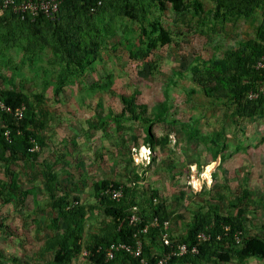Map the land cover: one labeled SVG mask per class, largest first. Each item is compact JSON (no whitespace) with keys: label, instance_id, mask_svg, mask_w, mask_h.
<instances>
[{"label":"rangeland","instance_id":"rangeland-1","mask_svg":"<svg viewBox=\"0 0 264 264\" xmlns=\"http://www.w3.org/2000/svg\"><path fill=\"white\" fill-rule=\"evenodd\" d=\"M202 1L205 10L215 5L212 0ZM193 9L186 11L184 21L170 5L163 11L157 4L149 11V21L117 18V31L110 34L109 44L126 37L122 47L115 51L109 50L111 46L106 48L93 68L70 78L60 91L56 86L61 65L50 45L32 44L28 50V40H24V48L15 46L4 52L0 88H18L43 98L38 111L45 114L42 135L47 143L28 162H12L8 169L0 164V179L8 182L6 195L0 199V224L14 233L9 236L4 232L0 237L5 264L30 261L42 241L53 235L51 225L57 212L50 206L47 177L43 175L47 171L56 176L59 196L67 190L81 203L96 206L95 182L111 179L130 187L135 174L146 171L149 162L137 189H156L160 199L167 201L174 236L185 234L194 214L212 206L245 219L247 235L264 236V115L241 118L229 105L207 100L192 82L190 71L197 60L222 57L242 40L256 37L262 14L259 11L252 18L224 21L212 15L200 27ZM154 21L176 41L159 42L156 47L150 46L151 38L144 37L141 42L142 27L150 31L149 22ZM109 76L110 86L91 90L95 81L104 84ZM192 89L195 92L190 93ZM167 98L172 108L165 121H154L159 104ZM134 111L140 118L128 120L135 118ZM123 112L121 123L110 118ZM149 126L159 138L169 135V142L156 150L149 151L147 146L143 154V138ZM192 127L201 132L189 139L187 132ZM217 132L228 148L213 160L214 144L209 142ZM140 154L148 160L140 163ZM105 219L102 208L92 210L83 223L84 240L89 233L99 231ZM2 231L5 227L0 228ZM70 264L94 263L81 254ZM246 264L264 261L251 258Z\"/></svg>","mask_w":264,"mask_h":264},{"label":"trees","instance_id":"trees-1","mask_svg":"<svg viewBox=\"0 0 264 264\" xmlns=\"http://www.w3.org/2000/svg\"><path fill=\"white\" fill-rule=\"evenodd\" d=\"M212 1L214 7L205 10L200 0H64L55 18L40 14L35 19L28 17L24 20L11 10H6L0 17V66L4 52L15 46L24 48V40H28V50L32 44L40 47L50 45L61 65L56 86L57 91H60L70 78H74L89 67L93 68V64L104 54L106 48L111 46L109 50L115 51L122 47L126 37L112 45L109 44L110 34L117 31V18H128L137 23L149 21L147 19L149 11L157 4L163 11L170 5L184 21L186 11L193 7V16H199L198 20L201 23L199 26L203 27L212 15L219 21L237 20L242 16L252 18L260 11L262 23L256 31V37L242 40L239 46L227 49L222 57L212 56L204 61L197 60L190 66V71L192 82L199 87L207 100L214 99L223 105H229L228 107L234 108L233 114L241 118L262 117L264 96L253 100L248 98V93L264 78V71L255 67L257 61L264 55V0ZM150 27V31L142 27L141 42L144 37L151 38L150 46L156 47L159 42L162 45L176 41L158 21L149 22ZM154 33H157L155 38L151 37ZM201 33H204V30L201 29ZM128 46L130 48L128 51L134 57L135 53L131 51L132 44ZM177 74L182 76V71H178ZM111 76L104 84L101 83L102 80L95 81L91 85V90L97 92L110 86ZM191 92H195V89ZM42 101L40 95L32 97L18 88H0V102L13 109L22 104L26 105L23 119L17 121L0 110V164L4 163L7 169L12 162H28L31 158H36L38 152L31 150L35 143L42 148L47 146L42 135L46 127L45 114L44 111H38ZM171 108L172 105L167 98L159 104L154 121H165ZM134 116L135 118L129 117L128 120L136 121L140 118L135 111ZM110 118L121 123L124 112L112 114ZM3 126L11 130V141L4 136L6 128ZM152 128L149 126L145 131L143 144L153 150L159 146L167 147L169 135L159 138ZM200 132V129L192 127L187 132V137L197 138ZM221 136V133L217 132L210 139L209 143L214 144L213 160H216L221 150L228 148L227 142L221 141ZM204 140L206 141L205 138ZM148 167L149 165L145 168L146 171L135 174V181L130 187L111 179L95 182L94 194L99 203L96 206L81 203L79 197L72 198L67 190L59 196L55 183L56 176L49 171L44 172L43 175L47 177L50 206L57 212V217L51 225L53 235L42 241L33 252L31 260L25 264H70L84 250L90 252L88 258L94 264H141L139 259L124 251L116 252L115 257L110 260L106 254L113 243H132L134 233L147 224L150 225V229L141 237L144 240V255L150 264L184 243L190 247L198 245L199 253L173 256L169 264H220L231 261L246 264L251 258L264 261V236L247 235L245 219L234 213H224L216 206L195 213L185 234L174 236L169 230L172 247L165 245L162 239L165 232L162 223L165 220L171 221L167 201L160 199L159 191L156 189H137V183L145 179ZM7 187L8 182L0 179V199L6 195ZM120 188L123 190L120 200H114L107 192ZM155 199L158 200L157 203ZM134 207H138L136 212L141 217L137 225L130 224ZM95 208H102L106 219L99 231L89 233L84 240V220ZM156 217L161 226L151 224ZM4 227L5 231L0 233V237L4 232H8L9 236L14 235L10 232L9 226L1 223L0 228ZM200 233L209 234L210 239L198 244L197 236ZM5 257L0 247V264H5L3 261Z\"/></svg>","mask_w":264,"mask_h":264},{"label":"built area","instance_id":"built-area-1","mask_svg":"<svg viewBox=\"0 0 264 264\" xmlns=\"http://www.w3.org/2000/svg\"><path fill=\"white\" fill-rule=\"evenodd\" d=\"M63 1L64 0H27L19 3L18 0H1L0 11L11 10L15 14L19 15L23 20L28 17L35 19L40 14H44L48 18H55L59 13V9ZM255 67L258 70L264 71V55L257 61ZM263 96H264V78L258 82L255 89L251 90L248 93V98L253 100L259 99L260 97ZM0 110L2 112L8 113L9 117L11 118L13 117L15 121H17L23 119L26 110V105L22 104L21 106L13 109L5 105L3 102H0ZM4 128H6V126ZM4 136L8 141H11V130L6 128L4 131ZM41 149L42 147L38 143H35L34 146L31 148L32 151H37V152L41 151ZM135 154L136 153H134V155ZM143 156L144 155L138 156V158L140 159V163L141 162L144 163V160H148V159H143ZM148 156H150V153L148 154ZM147 164L150 165L149 162H147ZM107 192L108 194L112 195V198L114 200H120L123 196L122 188L110 189ZM157 202L158 200L155 199V203ZM137 210L138 207L133 208L132 210L133 213L130 218V224L137 225L141 221V217L139 216L138 212H136ZM151 224L161 226L158 217L154 218ZM162 225L165 230V232H163L162 235L163 242L165 245L172 247L171 239L169 237L171 221L165 220L163 221ZM149 229H150L149 224H147L143 228H139L134 233V241L132 243L121 242L118 244L117 243L111 244L106 254L107 259L108 260L113 259L116 255V252L124 251L128 253L130 256L140 259L141 264H149L148 259L144 255V240L141 237L142 234L148 233ZM208 238L209 236L205 233L198 234L197 236L198 244L201 243L202 241L207 240ZM238 240L240 239L238 238ZM198 252H199L198 245L190 247L188 244L185 243L180 244L178 245L177 249H172L163 257L155 260L153 264H169L173 256L176 255L183 256L188 253L194 254ZM84 254L85 256H88L90 252H88V250H84Z\"/></svg>","mask_w":264,"mask_h":264},{"label":"clouds","instance_id":"clouds-1","mask_svg":"<svg viewBox=\"0 0 264 264\" xmlns=\"http://www.w3.org/2000/svg\"><path fill=\"white\" fill-rule=\"evenodd\" d=\"M24 105H25V104H24ZM3 127H5V126H3ZM144 147H147V146H144ZM148 147H149L148 150L150 151V148H151V147H150V146H148ZM35 152H37V151H35ZM134 153H136V151H134ZM148 154H149V153H148ZM141 155H142V154H141ZM150 155H151V154H150ZM205 234H206V233H205ZM207 235L209 236V238H208L207 240H205V241H208V240L210 239V235H209V234H207ZM205 241H202V242H205ZM199 244H200V243H199ZM88 252H89V251H88ZM198 253H199V252H198ZM82 254L85 255V254H84V251H83ZM87 257H88V256H87ZM132 257H133V256H132ZM145 257H146V256H145ZM134 258H135V257H134ZM146 258H147V257H146ZM136 259H137V258H136ZM139 260H140V259H139ZM149 264H150V263H149Z\"/></svg>","mask_w":264,"mask_h":264},{"label":"crops","instance_id":"crops-1","mask_svg":"<svg viewBox=\"0 0 264 264\" xmlns=\"http://www.w3.org/2000/svg\"><path fill=\"white\" fill-rule=\"evenodd\" d=\"M18 1H27V0H18ZM200 1H202V0H200ZM0 2H1V0H0ZM203 2V1H202ZM5 13V11H0V17L1 16H3V14ZM199 19V18H198Z\"/></svg>","mask_w":264,"mask_h":264},{"label":"bare ground","instance_id":"bare-ground-1","mask_svg":"<svg viewBox=\"0 0 264 264\" xmlns=\"http://www.w3.org/2000/svg\"><path fill=\"white\" fill-rule=\"evenodd\" d=\"M146 152H147L146 147H143V148H142V153L144 154V153H146Z\"/></svg>","mask_w":264,"mask_h":264}]
</instances>
